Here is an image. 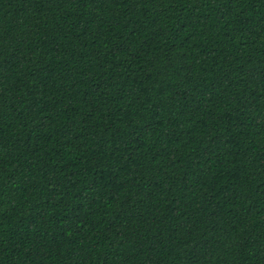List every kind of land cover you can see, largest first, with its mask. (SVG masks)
I'll return each instance as SVG.
<instances>
[{
    "label": "trees",
    "instance_id": "16d2710c",
    "mask_svg": "<svg viewBox=\"0 0 264 264\" xmlns=\"http://www.w3.org/2000/svg\"><path fill=\"white\" fill-rule=\"evenodd\" d=\"M0 264H264V0H0Z\"/></svg>",
    "mask_w": 264,
    "mask_h": 264
}]
</instances>
